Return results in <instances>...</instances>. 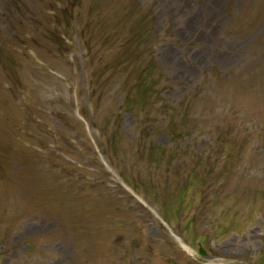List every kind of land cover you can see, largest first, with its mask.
Wrapping results in <instances>:
<instances>
[{
  "label": "rangeland",
  "instance_id": "374dc122",
  "mask_svg": "<svg viewBox=\"0 0 264 264\" xmlns=\"http://www.w3.org/2000/svg\"><path fill=\"white\" fill-rule=\"evenodd\" d=\"M0 264H264V0H0Z\"/></svg>",
  "mask_w": 264,
  "mask_h": 264
},
{
  "label": "bare ground",
  "instance_id": "6f19581e",
  "mask_svg": "<svg viewBox=\"0 0 264 264\" xmlns=\"http://www.w3.org/2000/svg\"><path fill=\"white\" fill-rule=\"evenodd\" d=\"M185 247V246H184Z\"/></svg>",
  "mask_w": 264,
  "mask_h": 264
}]
</instances>
